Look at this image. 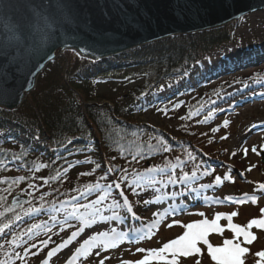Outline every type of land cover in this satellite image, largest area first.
<instances>
[{"label":"trees","instance_id":"trees-1","mask_svg":"<svg viewBox=\"0 0 264 264\" xmlns=\"http://www.w3.org/2000/svg\"><path fill=\"white\" fill-rule=\"evenodd\" d=\"M233 32L232 27H225L166 39L106 61H93L66 51L49 65L36 90L18 110L0 108V135L5 134L0 136V227H20L23 222L16 217L30 206L50 208L84 192L87 186L112 184L122 173H108L109 167L127 169L128 176L135 178L137 173L154 178L151 186H146L147 180L140 182L139 196L125 191L134 202L156 194L177 195L172 185L188 173L215 180L208 172L210 164L202 151L208 148V142L187 128L194 123L201 100L185 107L183 97L219 76L221 70L217 66L194 72L190 68L202 55L230 43ZM256 55L249 53L247 60ZM162 81L171 82L166 91H160ZM165 104L173 109L167 115L170 119L171 114L183 113L182 123L177 125L181 137L149 124L141 125L135 119L162 109ZM165 147L168 151H164ZM133 156L138 157L139 163ZM148 167L164 171L146 173ZM106 174L107 178L102 179ZM19 177L24 179L17 180ZM165 180L171 185L165 186ZM16 195L27 200L13 207L10 202ZM111 196L119 199L115 188ZM21 230L0 241V264H29L62 235L59 230L53 231L36 240V248H24L17 242ZM49 237L51 240L44 247L41 241ZM13 240L15 244L11 243ZM25 249L30 251L25 254ZM38 249L39 254L32 255Z\"/></svg>","mask_w":264,"mask_h":264},{"label":"rangeland","instance_id":"rangeland-1","mask_svg":"<svg viewBox=\"0 0 264 264\" xmlns=\"http://www.w3.org/2000/svg\"><path fill=\"white\" fill-rule=\"evenodd\" d=\"M229 27L234 30L232 41L201 56L190 68L194 72L201 66L207 68L217 66L221 70L219 76L208 79L200 91H194L183 99L186 101L185 107L193 105L196 100H201L195 121L189 123L187 128L191 127L197 131L199 139L208 142V148L202 150L210 164L208 172L213 178L220 176L221 184H216L211 178L205 179L201 174L189 173L176 185H172L173 190L178 192L175 197L152 195L146 199L151 203L141 202L136 207L139 218L135 219L124 212H119L118 207L124 206L123 201L116 199L120 201L117 204L111 195L102 204L96 205L99 212L91 208H79L75 215H72L78 205L88 204L101 194L113 192L114 188L107 184L101 186V191L96 190V194L83 196L82 192H78L66 202L50 208L30 206L19 216V221L23 222L21 226L15 227L14 224H10L0 237L22 229L17 242L23 247H28L35 244L39 237L63 228L62 238L57 240V244L62 245L73 231L80 229V235L67 248L58 250L51 259L47 258V252L44 251L40 257L29 260V264H41L43 260H47V264H65L76 248L99 229L107 233L99 239L109 245H115L101 254L110 257L105 260V264H121V260L138 259H148V264H164V261L153 257L148 250L159 249L164 243L188 231L182 225L204 218L211 221L218 212L228 214L238 211L239 215L233 217L232 222L240 225H245L250 219L261 218L260 209L264 208V191L259 188L260 184H264V10L247 14ZM180 36L182 35L175 37ZM251 52H256L257 55L248 61V54ZM169 87L170 82L162 81L160 84L163 91ZM199 94L201 99L198 97ZM172 110L170 105H166L157 111L137 115L135 119L141 125L149 124L156 129L170 131L178 138L181 136L177 125L182 123L183 113L171 114L170 119L167 115ZM225 120L229 121L227 127L224 126ZM212 129L219 131L213 132ZM222 136H227V139H221ZM253 147L257 148L259 154L251 151ZM245 148L249 150L247 156L244 155ZM233 152L236 153L235 156L232 155ZM249 168L251 171H247ZM226 175L230 176L231 180H223ZM134 179V176H128L129 182ZM165 182V186L171 185L168 180ZM225 197H230L231 200ZM253 197H256L255 203L252 202ZM237 200L246 202L240 205ZM34 209L39 211H33ZM157 211L160 214L154 216L153 213ZM199 212H203L205 217L196 214ZM169 223H172V227H167ZM219 223L226 226L228 222L222 219ZM34 225L39 227H33ZM102 225L104 227H100ZM143 226L151 227L148 233L151 239L145 238L146 236L133 239L135 241L128 239L129 235L140 231ZM250 231L257 236V240L252 245H247L250 254L246 257L245 264H256L260 258L255 256V252L264 250V230L253 228ZM115 232L113 239L111 235ZM225 238H232V233L226 230L223 236L215 233L209 236L213 245L222 244ZM200 246L204 252L200 257L201 264H214L207 255L206 247ZM141 248L145 251H137ZM98 261L99 258L93 254L86 260L80 256L75 264H98ZM181 264H192V261L182 258Z\"/></svg>","mask_w":264,"mask_h":264},{"label":"water","instance_id":"water-1","mask_svg":"<svg viewBox=\"0 0 264 264\" xmlns=\"http://www.w3.org/2000/svg\"><path fill=\"white\" fill-rule=\"evenodd\" d=\"M261 10L264 0H0V108L18 110L65 51L106 60Z\"/></svg>","mask_w":264,"mask_h":264},{"label":"snow or ice","instance_id":"snow-or-ice-1","mask_svg":"<svg viewBox=\"0 0 264 264\" xmlns=\"http://www.w3.org/2000/svg\"><path fill=\"white\" fill-rule=\"evenodd\" d=\"M83 51V50H82ZM183 119V117L181 118ZM229 125V121H224V126L227 127ZM213 132L219 131V129H212ZM221 139H227V136H222ZM71 142V141H69ZM164 151H168V148L165 147ZM244 155L247 156L248 149L245 148ZM253 153H257V148L253 147L251 149ZM233 156L236 155L235 152L232 153ZM143 156L140 155L139 159H142ZM115 159V157L113 158ZM132 159L139 163V159L137 156H133ZM99 167V165H97ZM39 169H37L38 171ZM146 173H152V172H162L164 169L157 168V167H148L144 170ZM247 171H251V168L247 169ZM108 173H116L120 172L122 173L118 177H116V180L113 181L112 184L109 185L110 188H115L117 190V195L119 196L120 200L123 201V204L127 207V210L132 213V215L135 218H139L137 216L136 212L133 209L132 203L129 201L128 196L125 195V191L130 190L131 194L134 196H139L140 193L137 191V188L140 187V182L142 180H147L146 186H151L155 183L154 178H146L145 176L137 173L136 178L129 182L128 180V170L122 169V168H116V167H109L107 169ZM91 173H80V175H90ZM57 179L59 177H56ZM107 174L102 177V179H106ZM23 177L17 178V180H23ZM40 179L43 180L45 184L48 183V180L46 178L41 177ZM171 179V177H169ZM223 180H231L230 176H224ZM3 182V181H0ZM216 184L222 183V178L220 176L215 177ZM234 182V181H232ZM30 187H34V185H30ZM100 184H94L91 186H87L85 188V191L81 193L83 196L90 195L92 192H95L98 188H100ZM259 188L264 191V184H260ZM108 194H104L101 196H98L97 199L90 201L88 204H80L78 205L77 209L74 210L72 215H75V212L78 211L79 208H85V209H95L96 212H99V208L96 207L98 204H102L105 199L108 198ZM113 199L118 204L120 201L116 200V197H113ZM225 199L231 200L230 197H225ZM239 203H245L246 201H238ZM252 202H256V197L252 198ZM144 204L151 203V201L144 200L142 201ZM11 211V209H9ZM33 211H39L38 209H34ZM260 213L262 214L261 218H253L250 219L245 225H240L232 222L233 217H236L239 215L238 211H233L231 213L225 214V213H216L214 219L211 221L207 218H204L199 221H195L192 223H188L186 225H182V227H185L188 229V231H185L182 235H180L178 238L170 240L167 243H164L162 247L159 249H151L148 250L151 252L153 257H158L160 260L164 261V264H181V259L184 260L191 259L192 264H201L200 257L204 255V252L202 251V248L200 245H203L206 247L207 255L211 258V260L214 262V264H245L246 257L250 254V248L247 245H252L256 240L257 236L250 231L253 228L264 230V208L260 209ZM160 213L154 212L153 215H159ZM197 215L201 217H205V214L203 212L196 213ZM0 215H3L0 213ZM16 219H20L19 216L16 217ZM222 219L227 220V225H221L219 221ZM173 223H179L178 221H173ZM33 227H39V225H34ZM100 227H104L103 225ZM167 227H172V223L167 224ZM9 228V224H4L2 228H0V234L4 233V229ZM64 230L63 228L61 229ZM229 231L232 233V238H225L223 239L222 244L219 245H213V243L210 242L209 236L210 234H218L220 236H223L225 231ZM50 231V229H49ZM80 229H77L76 231H73L71 233V236L67 241H65L62 245H57L56 248L51 249L47 252V258L51 259L53 256L56 255L57 251L61 248H67L69 244L72 243V241L80 235ZM29 232H31V229H29ZM59 233H57L58 235ZM107 233L100 231L97 229L92 235L88 237V239L84 240L80 247L76 248L75 252L70 256L66 261L65 264H75V261L80 256H83V258L86 260L91 255H95L99 258L98 264H105V260L110 259L108 256H102L101 254L104 252L109 251L110 247H115L114 244L109 245L106 241L100 240V237L106 236ZM147 239H151V235H146ZM51 240V237L49 239L41 241L42 245L44 247H47L49 242ZM11 243L15 244L16 241L13 240ZM2 247V245H0ZM36 244H32L31 248H36ZM30 251V249H25V254H27ZM137 251L143 252L145 249H137ZM38 252H33L32 255H38ZM166 254V255H165ZM18 258L23 259V257H19V254H17ZM255 256L259 257L260 259L256 261V264H264V250L255 252ZM167 257H170V259H167ZM41 264H47V260L41 261ZM121 264H148V259H138L135 261H126L121 260Z\"/></svg>","mask_w":264,"mask_h":264},{"label":"bare ground","instance_id":"bare-ground-1","mask_svg":"<svg viewBox=\"0 0 264 264\" xmlns=\"http://www.w3.org/2000/svg\"><path fill=\"white\" fill-rule=\"evenodd\" d=\"M203 194H204V193H203ZM115 235H116V232H115V234H112V235H111V238L114 239Z\"/></svg>","mask_w":264,"mask_h":264}]
</instances>
